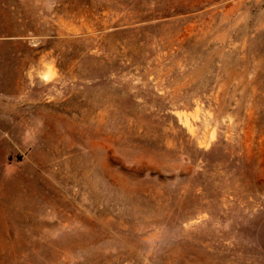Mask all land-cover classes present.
<instances>
[{
	"label": "rangeland",
	"instance_id": "374dc122",
	"mask_svg": "<svg viewBox=\"0 0 264 264\" xmlns=\"http://www.w3.org/2000/svg\"><path fill=\"white\" fill-rule=\"evenodd\" d=\"M0 264H264V0H0Z\"/></svg>",
	"mask_w": 264,
	"mask_h": 264
}]
</instances>
